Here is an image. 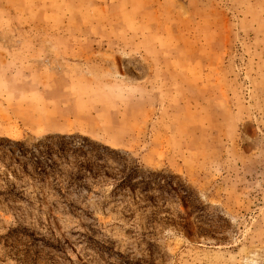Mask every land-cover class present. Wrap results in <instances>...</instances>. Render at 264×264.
Masks as SVG:
<instances>
[{
  "label": "rangeland",
  "instance_id": "1",
  "mask_svg": "<svg viewBox=\"0 0 264 264\" xmlns=\"http://www.w3.org/2000/svg\"><path fill=\"white\" fill-rule=\"evenodd\" d=\"M0 264H264V0H0Z\"/></svg>",
  "mask_w": 264,
  "mask_h": 264
},
{
  "label": "trees",
  "instance_id": "2",
  "mask_svg": "<svg viewBox=\"0 0 264 264\" xmlns=\"http://www.w3.org/2000/svg\"><path fill=\"white\" fill-rule=\"evenodd\" d=\"M39 156H42L44 161L43 162H40L39 160L36 161V167L38 169H41L43 167V164H46L47 163V160H51V152H48V151H39Z\"/></svg>",
  "mask_w": 264,
  "mask_h": 264
}]
</instances>
